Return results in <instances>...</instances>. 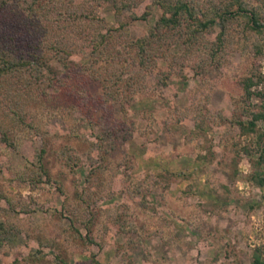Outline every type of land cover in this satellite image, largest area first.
I'll return each mask as SVG.
<instances>
[{"label": "rangeland", "instance_id": "rangeland-1", "mask_svg": "<svg viewBox=\"0 0 264 264\" xmlns=\"http://www.w3.org/2000/svg\"><path fill=\"white\" fill-rule=\"evenodd\" d=\"M73 1L97 25H117L110 2ZM200 1L208 28L191 33L187 18L168 30L172 56L135 72L129 82L141 89L130 85L128 99L106 101L109 83L84 70L95 24L78 38L38 31L50 58L23 74L30 91L0 78V264H254L256 252L264 264V186L253 179L264 154V27L229 0ZM244 2L264 24V0ZM214 7L229 11L220 18ZM161 15L143 0L121 19L135 39ZM117 51L135 58L113 35L99 69H112ZM259 72L247 98L243 79ZM17 104L21 115L7 111Z\"/></svg>", "mask_w": 264, "mask_h": 264}, {"label": "trees", "instance_id": "trees-1", "mask_svg": "<svg viewBox=\"0 0 264 264\" xmlns=\"http://www.w3.org/2000/svg\"><path fill=\"white\" fill-rule=\"evenodd\" d=\"M105 1L110 2L114 7V20L117 23L116 26L105 28L102 24L101 26L100 24L97 25L100 19L94 14L87 12L79 3L75 4L73 0H0V78H7L3 79L4 82H11L7 83L8 88L14 91H20L21 94L25 93V91H30V84L32 82L31 76L27 73L30 78L28 79L23 74L28 72V70L41 72V70L45 69L46 65H48L50 57L48 55L46 57L45 50L42 48L44 47V43H39L36 39V35L39 33L38 31L43 34L40 33L42 38L44 36V39H51V31L58 33L61 37L62 35L75 32V37H79V35L88 32L82 28L84 25H89L85 26V28H92V25L95 24L98 26V30H95L94 34L90 33L87 42V44L91 46L89 53L91 61L84 67V70L88 69L90 74L93 75V78L98 79L101 77L104 82L106 81L110 84L106 86V96L104 97L106 101L110 95L114 94H121L124 99H128L125 91H132L130 85H135L133 91L140 92L141 89L140 83L132 84V82H129L135 72H140L141 69H147L151 63H154L152 58L164 53L163 51L167 53L165 54L166 57L167 55H170V57L172 56L170 51L172 42L167 40L165 49L164 46H162V41L166 40L168 30L181 27L184 19L187 18L192 19V27L188 29L191 33H198L206 30L210 22H212V20L208 21L203 19L205 14H199L201 19H196V13L200 11L199 3H202L200 0H154V3L162 8V15L157 21L156 26H154V30L150 32L148 36L132 39L129 37L130 35L127 31L126 23L121 19V14L124 8L130 5H136L143 0ZM244 1L245 0H229L228 5H237V12L242 11L245 15H248L249 24L254 29L264 27V24L258 22L255 12L249 8V2ZM227 11H229L228 8L224 9L221 7L217 9V7H214L215 15L220 18H223L224 15L227 14ZM51 13H55V15L50 16ZM148 13L149 11L145 10L140 17L136 15H132V17L136 19H145ZM57 20L59 23H55L58 22ZM36 23H40L38 26L39 30ZM44 23H50L48 24L50 29L47 28ZM43 32L46 33L47 36H45ZM113 35L122 36L124 38L126 45L129 46L134 53L135 58H131V62L130 60H126V58L124 60L122 54L117 51L119 56L113 55L111 57V62L108 61V65H112L111 67L113 68L111 69L109 67L107 70V67H103V70L99 69V66L102 65V61L107 63V57L102 55L106 53L107 41ZM181 39L183 40V38ZM186 39L187 38H184L183 41H186ZM54 41L58 43V40ZM72 45L73 46H63L64 48L61 51H63L65 55H71L74 51L73 47L75 44ZM163 55L164 54H162V56ZM116 59L117 61H115ZM99 70L102 72H99ZM103 71L108 72L110 76L105 77ZM20 73H22L20 77L16 76ZM260 75L259 72V74L254 76L250 75L243 79V90L247 98L253 95L254 90L252 86L259 81ZM141 79H144V76H141ZM51 80H55V82H50ZM18 82H21L20 84L22 86H18L17 89H15L14 83ZM58 83V78H50L48 85H54L56 87ZM70 85L72 88L78 89L71 83H69L67 87H70ZM255 93L259 95V92ZM100 100L104 103L102 98ZM14 107V109L7 107V111H10L13 115H21L23 108L19 107L18 104L14 105ZM6 113L7 112H3V114ZM19 119L21 120L20 123L24 124V122H22L24 118L19 116ZM258 161L263 163V166L261 170L258 169L254 173L253 179L258 185L264 186V154L259 156ZM254 264H263L257 252L255 253Z\"/></svg>", "mask_w": 264, "mask_h": 264}]
</instances>
